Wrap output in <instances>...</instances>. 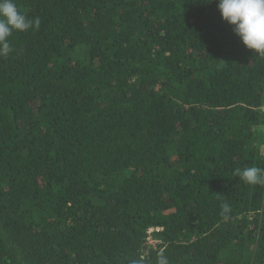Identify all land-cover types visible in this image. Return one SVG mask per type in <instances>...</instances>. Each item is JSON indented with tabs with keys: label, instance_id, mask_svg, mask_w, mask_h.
Wrapping results in <instances>:
<instances>
[{
	"label": "trees",
	"instance_id": "trees-1",
	"mask_svg": "<svg viewBox=\"0 0 264 264\" xmlns=\"http://www.w3.org/2000/svg\"><path fill=\"white\" fill-rule=\"evenodd\" d=\"M14 3L0 264H264V57L219 0Z\"/></svg>",
	"mask_w": 264,
	"mask_h": 264
},
{
	"label": "clouds",
	"instance_id": "clouds-1",
	"mask_svg": "<svg viewBox=\"0 0 264 264\" xmlns=\"http://www.w3.org/2000/svg\"><path fill=\"white\" fill-rule=\"evenodd\" d=\"M218 8L222 18L234 26V32L243 44L264 57V0H219ZM40 19H29L21 12L14 0H0V57H7L13 52L10 37L14 31L39 29ZM240 180L249 185H264V168L256 166L237 169ZM221 215L228 218L230 207L222 204ZM132 264H141L134 261ZM157 264H169L168 258L160 253Z\"/></svg>",
	"mask_w": 264,
	"mask_h": 264
},
{
	"label": "rangeland",
	"instance_id": "rangeland-1",
	"mask_svg": "<svg viewBox=\"0 0 264 264\" xmlns=\"http://www.w3.org/2000/svg\"><path fill=\"white\" fill-rule=\"evenodd\" d=\"M263 153H264V149H263ZM159 230H160V228H154L153 231H151V233H149L148 245L150 247L159 248L161 241L158 239L157 236H155V233H154L155 231H159Z\"/></svg>",
	"mask_w": 264,
	"mask_h": 264
},
{
	"label": "built area",
	"instance_id": "built-area-1",
	"mask_svg": "<svg viewBox=\"0 0 264 264\" xmlns=\"http://www.w3.org/2000/svg\"><path fill=\"white\" fill-rule=\"evenodd\" d=\"M262 114H263V117H264V105H263V107H262ZM264 131V130H263ZM153 229L154 228H151L150 230H149V233H151V231H153Z\"/></svg>",
	"mask_w": 264,
	"mask_h": 264
}]
</instances>
